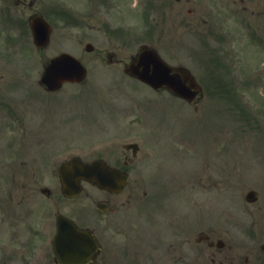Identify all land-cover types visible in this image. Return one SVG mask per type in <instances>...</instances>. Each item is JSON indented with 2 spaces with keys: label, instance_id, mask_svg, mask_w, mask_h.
Masks as SVG:
<instances>
[{
  "label": "flooded vegetation",
  "instance_id": "af4514ba",
  "mask_svg": "<svg viewBox=\"0 0 264 264\" xmlns=\"http://www.w3.org/2000/svg\"><path fill=\"white\" fill-rule=\"evenodd\" d=\"M41 22L52 26V41L81 38L145 42L129 54H123V49L121 52L113 44L103 50L95 45L96 64L88 70V77L95 83L87 89L89 98L84 104L97 106L78 103L75 115L78 122V116H83L86 133L118 140L93 152L95 156L76 155L63 162L71 163L75 158L84 163L101 160L128 177L118 194L86 183L100 196L90 197L91 204L86 205H74L77 198L60 197L58 180L53 193L49 191L48 202L55 207L54 212H47L46 224L35 228L46 226V241L36 240L44 237L36 233L35 239L4 244L0 247V264H80L66 253L71 252L68 249L63 256L56 253L53 238L57 216L63 211L97 239L98 248L86 264H264V218L259 216L264 206H259L260 199L256 202L257 217L253 212L255 224H212L214 215L209 204H195V185L205 189L211 183L223 185V167L212 166L207 157L199 171L203 176L197 182L192 176H184L193 175V167L199 166L189 161L192 146L163 144L170 119L165 114L149 112L143 102L123 96L122 81L106 83V95L98 91L103 85H96L98 78H129L132 84L123 81L127 87L143 85L151 95L170 94L169 104L176 100L198 109L204 99L200 100V95L189 103L167 88L154 90L127 75L129 64L142 53L140 49L148 47L171 67L191 72L234 71L238 83L244 73H250L252 80L246 83L264 87V0H0V27H16L14 35L33 39L32 27ZM254 100L262 101L259 97ZM252 121L256 126L253 130L261 131L256 120ZM49 125L50 121H46V127ZM130 136L134 139H128ZM111 182H117V177H112ZM163 186L171 193H160ZM132 201H137L140 208L130 218L122 207ZM222 217L223 212L219 218Z\"/></svg>",
  "mask_w": 264,
  "mask_h": 264
},
{
  "label": "rangeland",
  "instance_id": "374dc122",
  "mask_svg": "<svg viewBox=\"0 0 264 264\" xmlns=\"http://www.w3.org/2000/svg\"><path fill=\"white\" fill-rule=\"evenodd\" d=\"M88 41L81 38L55 39L50 50L37 53L30 45L29 40L7 41L3 36H0V245L2 244V246L9 242L32 239L35 229L29 226L35 227L38 224L46 223L44 211L53 212L48 203H40L39 199L32 194H37L36 190L40 186L34 179L31 181V175L35 170L46 172V164L52 168L53 164L66 159L70 154L86 152L89 156H95L96 153L93 152L101 150L102 145L118 140L117 137H94L86 133L84 130H86L87 123L81 122L83 116H78L79 122L74 114L60 117L62 109L69 106V102L61 97L66 93L70 99L74 97L76 102L84 107L97 106V104L89 106L84 104L86 98H89L84 85L67 87L65 91L56 94L59 97H52L51 114L53 117H48L47 113L51 105L44 96L48 94L43 95L39 90L38 81L44 63L59 52H70L82 56L86 60V65L96 64L93 55L97 56L98 52L90 54L84 50ZM97 42L100 50L113 44L114 47L118 46L117 48L121 52L123 49V54L135 52L140 44L145 43L143 41ZM194 74L202 84H205V87L207 86V89L205 88L206 98L202 102L201 108L199 107V111L192 108V110H184L186 106L183 105L181 111H178L179 114L181 113L180 115L173 113V118L164 116L173 119V121H167L169 125L165 132L167 134L166 143L192 146L193 153L189 154V161L194 160V166L199 167L198 169L193 167V175L184 176L194 177L195 182L203 176L199 171L207 157L212 162V166L223 167L224 184L221 185L222 187L205 189L195 185V204L203 201L209 204L208 209H210L211 215H214L211 217L212 224L251 226L255 224L256 219L253 212L255 211L257 217L258 205L247 204L245 202L246 193L256 190L260 196L259 206H264V157L262 155L255 157V154L250 150L252 148L251 140L253 142L258 137L264 138V116H258V112L261 110L260 102L253 101L256 118L261 120L260 123L256 122L261 131L254 133L255 127L252 123L239 121L240 116L236 117L237 112L242 116L250 115V112L244 108L245 106L238 105V109H236V104H233L234 99L230 102L218 95L219 88L214 86L216 84L210 83L206 71ZM220 75L223 76V74ZM89 81L90 83L86 84V87L90 86L92 82L95 83L93 78H90ZM113 81H122L125 88L123 96L143 102L148 106L149 112H154L153 104L156 102L162 107V100L157 101L159 100L157 95L143 92V90H148L145 86L136 84L139 89L133 86L127 87L123 83L125 81L123 79L104 80L98 78L96 85H103L102 89L98 91L100 93L104 91L105 94L104 86ZM112 91L113 89L110 90V92ZM243 91L245 99L249 100L254 97L250 90L244 89ZM259 91L264 96L263 88ZM175 102L173 108L176 111V105L181 103L176 100ZM130 106H134V104L131 103ZM242 108L245 110V115L239 113ZM202 113L203 120H197L200 119ZM190 119L186 128L185 122ZM46 121H51L55 125L46 127ZM242 129H244L245 136H241ZM203 130L207 134H202ZM200 135L201 139H199ZM133 137L130 136L129 139ZM220 137L223 144L218 146ZM188 140L189 143H186ZM198 140H201L199 142L201 145L208 143L204 153L198 148ZM263 140L260 138L256 140V147L262 151H264ZM173 161L172 158V163ZM13 175L16 176V180L11 178ZM163 191L171 193L165 186L160 193ZM80 201L85 202V197H82ZM137 203V201H132V206L122 207V210L128 212L133 209L138 213L139 208L134 206ZM222 212L225 213V217L219 218ZM259 216L260 219L264 218V211ZM261 224L264 225L262 219ZM31 231L33 232L30 233ZM42 235L44 237L36 238V240L46 241V228L42 229ZM1 250L2 248H0Z\"/></svg>",
  "mask_w": 264,
  "mask_h": 264
},
{
  "label": "water",
  "instance_id": "95a60500",
  "mask_svg": "<svg viewBox=\"0 0 264 264\" xmlns=\"http://www.w3.org/2000/svg\"><path fill=\"white\" fill-rule=\"evenodd\" d=\"M149 57L150 59L145 57L144 69L142 75H140L143 80L155 86L167 85L170 89L175 90L179 95L184 97H187L188 94L183 81L197 88L191 75L182 72L177 75L178 78L171 77L169 75L170 70L161 63L156 55H149ZM84 77L85 69L80 62L71 55L64 54L52 60L46 70L43 82L51 89H57L65 82H80ZM109 173H111L110 170L102 164L90 165L82 169L83 178L100 185H107ZM69 183L71 184V182ZM74 190L79 191L80 188L76 186Z\"/></svg>",
  "mask_w": 264,
  "mask_h": 264
}]
</instances>
